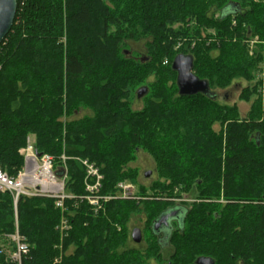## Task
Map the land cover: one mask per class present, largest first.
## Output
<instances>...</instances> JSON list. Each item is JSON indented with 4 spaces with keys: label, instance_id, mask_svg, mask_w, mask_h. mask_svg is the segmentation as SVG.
I'll list each match as a JSON object with an SVG mask.
<instances>
[{
    "label": "trees",
    "instance_id": "trees-1",
    "mask_svg": "<svg viewBox=\"0 0 264 264\" xmlns=\"http://www.w3.org/2000/svg\"><path fill=\"white\" fill-rule=\"evenodd\" d=\"M16 1L13 24L0 44V168L16 174L23 163L18 150L28 133L35 134L36 153L53 157L56 176L66 166L64 190L74 197L64 200L65 216L70 214L72 226L59 246L72 251L58 264L162 260L158 246H128V215L144 213L151 228L178 203L185 211L169 237L170 264H196L198 257L212 264H264V95L261 100L257 88L248 87L245 97L257 96L239 119L235 106H221L215 97L180 95L171 68L176 55L191 56L192 72L210 90L234 77L250 79L261 57H249L244 41L255 35L264 40V5L253 0H74L65 13L60 0ZM175 23L183 26L174 31ZM71 27L85 30L73 40ZM177 37L185 40L173 51ZM141 40L145 54L127 55L126 41ZM36 63L52 76L29 66ZM148 75L154 80L144 84ZM19 81L25 90L17 87ZM134 82L135 94L140 88L144 93L143 107L133 111L124 98ZM85 105L92 108L91 116L60 119ZM229 116L224 129L210 131V120L222 126ZM138 150L151 155L156 179L148 191L138 185L132 197H122L117 183L136 173L122 169ZM74 157L98 167V193L112 197L102 202L103 209L93 211L81 198L85 174ZM181 192L194 200L178 202ZM15 207L19 232L30 247L23 264H51L60 218L54 199L21 195ZM13 230L12 196L0 192V264H9L4 235Z\"/></svg>",
    "mask_w": 264,
    "mask_h": 264
},
{
    "label": "rangeland",
    "instance_id": "rangeland-1",
    "mask_svg": "<svg viewBox=\"0 0 264 264\" xmlns=\"http://www.w3.org/2000/svg\"><path fill=\"white\" fill-rule=\"evenodd\" d=\"M62 3V6L65 10V13L70 10L73 7L74 4V0H60ZM253 2H260L264 5V1L262 0H253ZM96 20L93 22V25L90 26L89 28L93 27V30H95L96 28V24L98 23V18L99 15L96 16ZM183 26L182 23H175L174 25H172V29L174 31L179 30L181 27ZM71 35H72V39L74 40V36L76 37L77 33L80 31H84L82 29H78L75 27H71ZM92 30V31H93ZM91 31H89L90 33ZM209 34L214 33L213 30L208 31ZM188 40V38H186ZM183 40H185V38H175V40L173 41V51H177L183 44ZM192 40V39H191ZM258 37L255 35L252 37L251 40L248 41H244V43H246L247 46V53L249 57H253L255 59V56H260L261 58L259 59V61H257V63L254 65V69L251 71L252 76L250 77V79L243 77H234L231 79L230 83L224 87H219V86H214L213 89L208 90L206 92V94L208 96H210L211 98H214L217 100V102L219 103V105L221 106H235L237 111H238V116L239 119H242L243 117L247 116L248 112L250 111V108L252 107V102L254 100V98L257 96V94H250L249 90L247 91V96L248 94H250L248 97H245V93L244 91L248 88V87H256L257 88V92H258V96H260L261 100H263V95H264V40H259ZM63 41L65 42V39H63ZM191 43V47L194 46V44H196V40H192L190 41ZM260 45H258V44ZM65 44V43H64ZM124 49L127 50V55L133 53V55L136 56H142L145 54V46H144V40H141L139 42H134V41H126V43L123 46ZM216 54L218 51H215ZM212 55H214V52H211ZM25 61V60H23ZM20 62V67L21 69L23 68L24 62ZM30 62V61H28ZM167 57H165V59H163L162 63L163 65H167ZM31 68H34V71H36L37 73H39L40 75H44V76H52L51 73L49 72V70L45 69V67H43L42 65L39 64H32L29 65ZM34 81V79H32ZM153 75H148L147 77H144L142 82H153ZM134 85L130 86L129 88H127L128 94L126 95V97L124 98V102L128 103L130 108L134 111V110H140L143 107V100H142V96H137L135 94L136 89L138 88V86H136V82L133 83ZM17 87L20 90H25L23 84L19 81L17 83ZM250 89V88H249ZM214 95V96H213ZM263 102V101H262ZM214 106V105H213ZM212 106V107H213ZM263 108V105L262 107ZM93 114L92 108L90 106H83V107H79L76 109V112H74L71 115H66L65 113L61 115V120L63 122L67 121L68 119H74V118H80L84 115H89L91 116ZM230 116L227 117L226 120L223 121L222 126L220 125V123L218 121L215 120H210L208 127L210 129V131L213 134L218 133L221 128H225L226 123L230 122ZM30 140V142L32 144L35 143V134L34 133H28L25 137V144L27 143V140ZM23 146V147H24ZM23 147H21L20 149H22ZM20 149L18 150V153L21 155L20 153ZM79 158V157H78ZM82 159V158H79ZM128 161V160H127ZM90 162V161H89ZM97 167V166H96ZM98 168V167H97ZM135 170V174L131 175L132 178H130L129 180H125V181H119L117 183V186L119 183H126V184H130L132 185V189L133 191L131 192L130 195H128L129 197H132L133 192H138L139 186L138 185H142L143 188L147 189V191L149 190L148 188L150 187V183L156 179V170H155V162L152 159L151 155L148 154V152L143 151V150H138L136 152V154L134 155V157L126 163L125 167L122 170ZM100 172V171H99ZM101 174V173H100ZM146 174H148L146 176ZM120 196L121 191L119 190L118 193ZM111 197V196H110ZM112 198V197H111ZM175 199V198H173ZM177 199V198H176ZM193 201L194 200V195H192L191 193H184L181 192V197L180 199H177V201ZM17 204V203H16ZM12 207L14 208V220L16 218V211H15V205L13 203V197H12ZM130 213V212H129ZM146 219V215L142 212H132L128 215V220H127V232H130L131 228L134 226L139 225L140 226V222L144 221ZM59 235V234H58ZM129 239V236H128ZM64 241V240H63ZM129 241V240H128ZM128 246H131L134 248L133 245L130 244V241L127 242ZM148 246L144 247L143 250L145 248H147ZM53 248H55L56 251V255L53 257V260L51 262V264H53L54 260L58 257H62L65 253H69L72 251V247L68 248V249H64V246L60 248L59 246V239L58 241H56V243L53 244ZM144 252V251H143ZM153 259V258H149L148 260ZM147 260V261H148ZM161 261V260H160Z\"/></svg>",
    "mask_w": 264,
    "mask_h": 264
},
{
    "label": "built area",
    "instance_id": "built-area-1",
    "mask_svg": "<svg viewBox=\"0 0 264 264\" xmlns=\"http://www.w3.org/2000/svg\"><path fill=\"white\" fill-rule=\"evenodd\" d=\"M23 159L21 167L15 175H8L0 168V192H8L13 197L16 206L19 196H46L54 199L55 206L60 211V218L56 225L59 232V241L62 243L69 229V222L66 213L64 200L72 198L73 195L65 193V179L67 168L63 165V174L56 176L53 169V157L49 154L37 155L34 145L27 140L26 145L20 149ZM62 161L66 156H61ZM84 170V190L86 194L81 196L85 199L93 211L102 208V202L110 199V196L98 193L101 186L102 175L98 168L86 159L74 157ZM118 187L122 197H127L133 191L132 185L124 182L119 183ZM10 250L7 254L9 264H23L25 258L30 255V247L25 241V237L19 232L17 220H14V230L4 235ZM61 248V245H60ZM60 257L56 258L53 264H58Z\"/></svg>",
    "mask_w": 264,
    "mask_h": 264
},
{
    "label": "water",
    "instance_id": "water-1",
    "mask_svg": "<svg viewBox=\"0 0 264 264\" xmlns=\"http://www.w3.org/2000/svg\"><path fill=\"white\" fill-rule=\"evenodd\" d=\"M16 8V0H0V44L11 29ZM192 66V57L189 55L178 54L173 58L171 68L177 73L176 84L178 93L180 95H194L197 93L207 95L206 92L210 90L208 82L204 79H199L192 72ZM143 93L144 88H140L137 96H142ZM37 155L40 154L37 153ZM147 175L148 174H146V176ZM165 218L166 216L161 217L158 222L155 223V227L161 223H165ZM131 236L134 241H138L140 231L138 229H133ZM195 262L196 264H212L211 259L207 257H198Z\"/></svg>",
    "mask_w": 264,
    "mask_h": 264
},
{
    "label": "flooded vegetation",
    "instance_id": "flooded-vegetation-1",
    "mask_svg": "<svg viewBox=\"0 0 264 264\" xmlns=\"http://www.w3.org/2000/svg\"><path fill=\"white\" fill-rule=\"evenodd\" d=\"M183 204H176L175 208H172L166 211L163 215L157 218L152 224H147L146 220L140 222V226H134L131 228L129 232L130 244L134 246V248L143 249L146 246H158L161 255V261L156 258L148 260L145 264H170L169 260H166L168 256L171 254V246L169 237L171 231L174 228L179 227L181 224V220L184 214L185 209L183 208ZM166 216L165 223H161L157 227H155V223L158 220ZM133 229H138L140 231V236L138 241H134L131 232Z\"/></svg>",
    "mask_w": 264,
    "mask_h": 264
},
{
    "label": "bare ground",
    "instance_id": "bare-ground-1",
    "mask_svg": "<svg viewBox=\"0 0 264 264\" xmlns=\"http://www.w3.org/2000/svg\"><path fill=\"white\" fill-rule=\"evenodd\" d=\"M55 159H56V158H55ZM86 160H87V159H86ZM82 168H83V167H82ZM98 170H99V169H98ZM83 172H84V170H83ZM117 187H118V186H117ZM100 191H101V190H100ZM98 192H99V191H98ZM99 194H101V193H99ZM104 195H105V194H104ZM108 201H109V200H108ZM108 201H106V202H108ZM105 204H106V203H105ZM102 209H103V208H102ZM16 213H17V212H16ZM69 215H70V214H69ZM69 215H68V216H69ZM71 215H72V214H71ZM68 216H67V217H68ZM69 217L71 218V216H69ZM68 220H69V218H68ZM70 223H71V222H69V225H71ZM71 226H72V225H71ZM71 226H70V227H71ZM56 230H57V229H56ZM67 235H68V234H67ZM25 241H26V240H25ZM54 249H55V248H54Z\"/></svg>",
    "mask_w": 264,
    "mask_h": 264
}]
</instances>
